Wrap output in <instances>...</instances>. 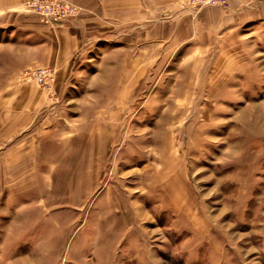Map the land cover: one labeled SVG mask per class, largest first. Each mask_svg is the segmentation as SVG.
I'll list each match as a JSON object with an SVG mask.
<instances>
[{
  "label": "rangeland",
  "instance_id": "374dc122",
  "mask_svg": "<svg viewBox=\"0 0 264 264\" xmlns=\"http://www.w3.org/2000/svg\"><path fill=\"white\" fill-rule=\"evenodd\" d=\"M26 1L1 21L58 27ZM227 1L142 0L129 52L87 31L61 68L3 46L0 264H264V51L176 47L169 20Z\"/></svg>",
  "mask_w": 264,
  "mask_h": 264
},
{
  "label": "crops",
  "instance_id": "0c3cea01",
  "mask_svg": "<svg viewBox=\"0 0 264 264\" xmlns=\"http://www.w3.org/2000/svg\"><path fill=\"white\" fill-rule=\"evenodd\" d=\"M24 1L26 0H0V17L6 10L18 7ZM69 1L81 8L82 11L79 17L64 25H57L56 29L45 26L39 27L33 23L22 21L9 23L4 20L1 21L0 18V54L4 50L3 46L5 44L13 43L17 47L28 48L32 53L39 52L42 54L43 59L50 64L61 66L57 57V52L61 47L63 52L65 50L64 53L69 48L72 51L77 46V37L82 36L83 39H86L85 32L87 31L98 32L101 28H108L110 32L124 25L126 32L131 28L133 22L131 16L133 7L138 3L143 6L142 0ZM122 12L123 19L118 16ZM190 12L191 10H187L183 12L184 15L174 13L169 19L172 20L174 27L179 24L182 25L179 29L180 42L175 44L176 47L185 44H188L190 49L191 47L192 49L199 47L220 56L222 60L227 56H233V54L248 52L250 49L258 52L264 51V0H228L225 6L195 11L194 16H190ZM155 21H158V19ZM141 22L147 23L144 28H150L147 11L144 12ZM131 33L132 30L126 32V34L124 33L126 52L131 50L129 49L132 46ZM146 34H149V31ZM141 35L143 40L155 39L150 35L145 37V33ZM156 35L157 41H160L159 35ZM111 39L107 38L105 41L110 44ZM127 40H130V42H127ZM70 54L68 52V58L71 56ZM131 61L126 60V65L130 63L132 66ZM60 66L58 67L61 68ZM3 69L4 64H2L0 58V70Z\"/></svg>",
  "mask_w": 264,
  "mask_h": 264
},
{
  "label": "built area",
  "instance_id": "2783aa9c",
  "mask_svg": "<svg viewBox=\"0 0 264 264\" xmlns=\"http://www.w3.org/2000/svg\"><path fill=\"white\" fill-rule=\"evenodd\" d=\"M195 6L224 4L226 0H187ZM27 11L35 12L40 21L50 25H62L74 16L79 8L67 1L58 0H27L25 3ZM39 80H41L39 78Z\"/></svg>",
  "mask_w": 264,
  "mask_h": 264
}]
</instances>
